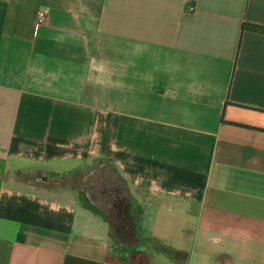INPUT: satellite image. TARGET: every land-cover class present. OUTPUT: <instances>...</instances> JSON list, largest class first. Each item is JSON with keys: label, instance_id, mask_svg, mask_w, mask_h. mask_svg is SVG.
<instances>
[{"label": "crops", "instance_id": "crops-1", "mask_svg": "<svg viewBox=\"0 0 264 264\" xmlns=\"http://www.w3.org/2000/svg\"><path fill=\"white\" fill-rule=\"evenodd\" d=\"M244 23L264 0H0V264H264V34ZM90 155L153 203L129 202L136 243L16 183Z\"/></svg>", "mask_w": 264, "mask_h": 264}, {"label": "rangeland", "instance_id": "rangeland-1", "mask_svg": "<svg viewBox=\"0 0 264 264\" xmlns=\"http://www.w3.org/2000/svg\"><path fill=\"white\" fill-rule=\"evenodd\" d=\"M25 170L16 178L19 187L43 198L54 199L52 202L45 200L49 206L55 202L61 203L63 208L66 205L70 210L75 209L76 217L91 226L90 232H85V235L102 236L110 246L120 247L121 243L116 238L112 226L108 224L110 209L106 207L107 198L104 193L108 192L109 188L120 190L133 205L144 202L153 204L149 200L146 201L149 196L142 191L131 194L125 177L110 159L103 156L90 155L81 159L79 165L64 172H54L49 168L34 165ZM136 196L139 197L138 200ZM55 205L57 207V204Z\"/></svg>", "mask_w": 264, "mask_h": 264}, {"label": "flooded vegetation", "instance_id": "flooded-vegetation-1", "mask_svg": "<svg viewBox=\"0 0 264 264\" xmlns=\"http://www.w3.org/2000/svg\"><path fill=\"white\" fill-rule=\"evenodd\" d=\"M112 192L115 195L114 197L110 198ZM104 195L107 197L106 207L110 209L108 224L109 226H112L117 238H124V240L127 242L128 232L132 226V220L127 214L130 211L131 205L128 199H126L118 189L109 188L108 192L104 193Z\"/></svg>", "mask_w": 264, "mask_h": 264}, {"label": "trees", "instance_id": "trees-1", "mask_svg": "<svg viewBox=\"0 0 264 264\" xmlns=\"http://www.w3.org/2000/svg\"><path fill=\"white\" fill-rule=\"evenodd\" d=\"M243 29H246V30H249V31H252V32H255V33H260V34H264V27H261V26H257V25H253V24H248V23H244L242 25ZM114 193L112 192L110 198L114 197ZM107 198V197H106ZM107 200V199H106ZM161 251L163 253H166V254H169L171 255L173 253L172 250L168 249V248H160ZM174 255H177L176 253H174Z\"/></svg>", "mask_w": 264, "mask_h": 264}, {"label": "built area", "instance_id": "built-area-1", "mask_svg": "<svg viewBox=\"0 0 264 264\" xmlns=\"http://www.w3.org/2000/svg\"><path fill=\"white\" fill-rule=\"evenodd\" d=\"M187 10L188 11H193L194 7L193 6H189V7H187ZM44 22H45V14L43 12H39L37 14V17H36V24L40 26V25L44 24Z\"/></svg>", "mask_w": 264, "mask_h": 264}, {"label": "water", "instance_id": "water-1", "mask_svg": "<svg viewBox=\"0 0 264 264\" xmlns=\"http://www.w3.org/2000/svg\"><path fill=\"white\" fill-rule=\"evenodd\" d=\"M128 209H129V204H128ZM127 214H128V216H130L129 212ZM128 240L132 241V242L135 241V243L137 242V237H136V232H135V224H132V226L128 232Z\"/></svg>", "mask_w": 264, "mask_h": 264}]
</instances>
